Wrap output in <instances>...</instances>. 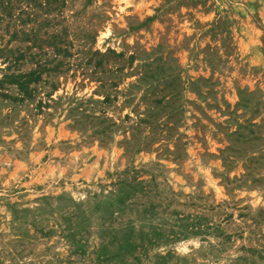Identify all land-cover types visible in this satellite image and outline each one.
Wrapping results in <instances>:
<instances>
[{
	"label": "rangeland",
	"instance_id": "374dc122",
	"mask_svg": "<svg viewBox=\"0 0 264 264\" xmlns=\"http://www.w3.org/2000/svg\"><path fill=\"white\" fill-rule=\"evenodd\" d=\"M52 8L69 71L0 95V264H264V0Z\"/></svg>",
	"mask_w": 264,
	"mask_h": 264
},
{
	"label": "trees",
	"instance_id": "16d2710c",
	"mask_svg": "<svg viewBox=\"0 0 264 264\" xmlns=\"http://www.w3.org/2000/svg\"><path fill=\"white\" fill-rule=\"evenodd\" d=\"M64 1L0 0V59L5 63V72L0 79V95L37 97L39 91L50 84V88L55 89L56 78L61 72L69 71L72 64L67 59L73 56V43L66 40V47H60L67 32L59 34V30H55L59 21L57 15L54 18L47 15L53 10L54 3ZM87 1L91 3L92 0ZM36 5L41 7V13L35 12ZM44 6L51 8L45 9ZM31 22L36 25L31 28L26 26ZM20 42L30 43L23 48ZM25 67L29 70H24ZM33 84L38 86L33 87ZM52 95L46 93V97Z\"/></svg>",
	"mask_w": 264,
	"mask_h": 264
}]
</instances>
